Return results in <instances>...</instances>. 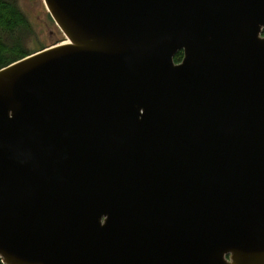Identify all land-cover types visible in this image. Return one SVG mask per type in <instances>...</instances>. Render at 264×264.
<instances>
[{
	"label": "water",
	"instance_id": "95a60500",
	"mask_svg": "<svg viewBox=\"0 0 264 264\" xmlns=\"http://www.w3.org/2000/svg\"><path fill=\"white\" fill-rule=\"evenodd\" d=\"M43 2L66 41L0 69L2 264H264V0Z\"/></svg>",
	"mask_w": 264,
	"mask_h": 264
},
{
	"label": "trees",
	"instance_id": "16d2710c",
	"mask_svg": "<svg viewBox=\"0 0 264 264\" xmlns=\"http://www.w3.org/2000/svg\"><path fill=\"white\" fill-rule=\"evenodd\" d=\"M30 34L32 27L15 2L0 0V69L30 55L22 44L23 39ZM182 58L183 52H180L175 61L180 63Z\"/></svg>",
	"mask_w": 264,
	"mask_h": 264
},
{
	"label": "rangeland",
	"instance_id": "374dc122",
	"mask_svg": "<svg viewBox=\"0 0 264 264\" xmlns=\"http://www.w3.org/2000/svg\"><path fill=\"white\" fill-rule=\"evenodd\" d=\"M12 1L15 2L32 27V34L25 37L22 42L24 49L30 55L66 41L65 35L52 19L43 0Z\"/></svg>",
	"mask_w": 264,
	"mask_h": 264
},
{
	"label": "flooded vegetation",
	"instance_id": "af4514ba",
	"mask_svg": "<svg viewBox=\"0 0 264 264\" xmlns=\"http://www.w3.org/2000/svg\"><path fill=\"white\" fill-rule=\"evenodd\" d=\"M179 53H180V52H179ZM183 57H184V53H183ZM182 60H183V58H182ZM182 60H181V61H182Z\"/></svg>",
	"mask_w": 264,
	"mask_h": 264
}]
</instances>
